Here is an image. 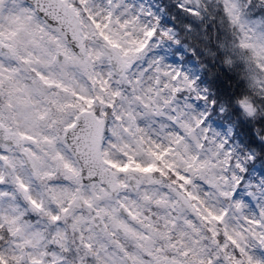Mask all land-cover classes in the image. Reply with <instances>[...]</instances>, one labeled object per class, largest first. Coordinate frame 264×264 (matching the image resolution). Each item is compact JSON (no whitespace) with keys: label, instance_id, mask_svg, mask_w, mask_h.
Listing matches in <instances>:
<instances>
[{"label":"snow or ice","instance_id":"6c2138e0","mask_svg":"<svg viewBox=\"0 0 264 264\" xmlns=\"http://www.w3.org/2000/svg\"><path fill=\"white\" fill-rule=\"evenodd\" d=\"M0 264H264V0H0Z\"/></svg>","mask_w":264,"mask_h":264}]
</instances>
